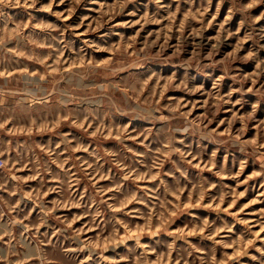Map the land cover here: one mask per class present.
Wrapping results in <instances>:
<instances>
[{
	"label": "rangeland",
	"instance_id": "rangeland-1",
	"mask_svg": "<svg viewBox=\"0 0 264 264\" xmlns=\"http://www.w3.org/2000/svg\"><path fill=\"white\" fill-rule=\"evenodd\" d=\"M0 264H264V0H0Z\"/></svg>",
	"mask_w": 264,
	"mask_h": 264
},
{
	"label": "built area",
	"instance_id": "built-area-1",
	"mask_svg": "<svg viewBox=\"0 0 264 264\" xmlns=\"http://www.w3.org/2000/svg\"><path fill=\"white\" fill-rule=\"evenodd\" d=\"M4 164V160H3V157L2 155L0 154V167Z\"/></svg>",
	"mask_w": 264,
	"mask_h": 264
}]
</instances>
